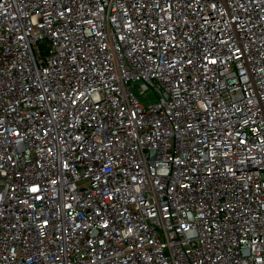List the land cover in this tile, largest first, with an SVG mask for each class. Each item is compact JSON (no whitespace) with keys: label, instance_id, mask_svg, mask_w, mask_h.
Segmentation results:
<instances>
[{"label":"built area","instance_id":"1","mask_svg":"<svg viewBox=\"0 0 264 264\" xmlns=\"http://www.w3.org/2000/svg\"><path fill=\"white\" fill-rule=\"evenodd\" d=\"M0 264H264V0H0Z\"/></svg>","mask_w":264,"mask_h":264},{"label":"rangeland","instance_id":"2","mask_svg":"<svg viewBox=\"0 0 264 264\" xmlns=\"http://www.w3.org/2000/svg\"><path fill=\"white\" fill-rule=\"evenodd\" d=\"M141 102H142L143 104H146V101H145V100H141Z\"/></svg>","mask_w":264,"mask_h":264},{"label":"snow or ice","instance_id":"3","mask_svg":"<svg viewBox=\"0 0 264 264\" xmlns=\"http://www.w3.org/2000/svg\"><path fill=\"white\" fill-rule=\"evenodd\" d=\"M35 191V189H33Z\"/></svg>","mask_w":264,"mask_h":264}]
</instances>
